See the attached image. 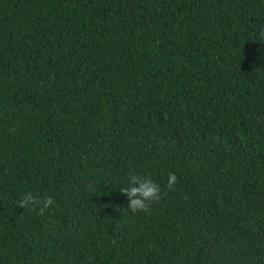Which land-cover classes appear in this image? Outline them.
Masks as SVG:
<instances>
[{
	"label": "trees",
	"instance_id": "1",
	"mask_svg": "<svg viewBox=\"0 0 264 264\" xmlns=\"http://www.w3.org/2000/svg\"><path fill=\"white\" fill-rule=\"evenodd\" d=\"M0 264H264V0H0Z\"/></svg>",
	"mask_w": 264,
	"mask_h": 264
},
{
	"label": "clouds",
	"instance_id": "2",
	"mask_svg": "<svg viewBox=\"0 0 264 264\" xmlns=\"http://www.w3.org/2000/svg\"><path fill=\"white\" fill-rule=\"evenodd\" d=\"M176 182V175L169 173L166 187L174 190ZM119 191L122 196L127 197V207L124 209L133 215L147 213L151 206L162 198L158 183L154 182L150 176L135 173H129L127 186L120 187ZM54 203L55 201L50 196L37 199L31 193H26L18 201V207L27 209L31 206L38 210L39 215L43 216Z\"/></svg>",
	"mask_w": 264,
	"mask_h": 264
}]
</instances>
